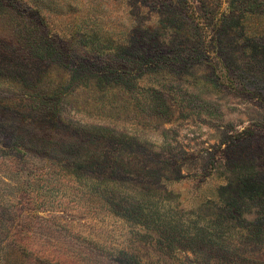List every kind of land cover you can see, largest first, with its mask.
Here are the masks:
<instances>
[{
	"label": "rangeland",
	"instance_id": "rangeland-1",
	"mask_svg": "<svg viewBox=\"0 0 264 264\" xmlns=\"http://www.w3.org/2000/svg\"><path fill=\"white\" fill-rule=\"evenodd\" d=\"M30 257L264 264V0H0V264Z\"/></svg>",
	"mask_w": 264,
	"mask_h": 264
},
{
	"label": "trees",
	"instance_id": "trees-1",
	"mask_svg": "<svg viewBox=\"0 0 264 264\" xmlns=\"http://www.w3.org/2000/svg\"><path fill=\"white\" fill-rule=\"evenodd\" d=\"M253 78V77H252ZM249 80L251 79L250 77L248 78ZM252 80V79H251ZM244 83V82H242ZM245 84V83H244ZM32 262V264H42V262H44V260L38 258V257H30V263Z\"/></svg>",
	"mask_w": 264,
	"mask_h": 264
}]
</instances>
